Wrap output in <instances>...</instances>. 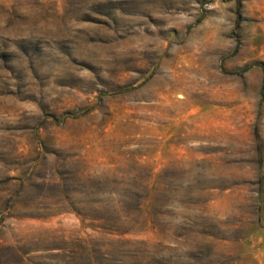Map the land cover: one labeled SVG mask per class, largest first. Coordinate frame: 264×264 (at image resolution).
Segmentation results:
<instances>
[{"label": "rangeland", "instance_id": "374dc122", "mask_svg": "<svg viewBox=\"0 0 264 264\" xmlns=\"http://www.w3.org/2000/svg\"><path fill=\"white\" fill-rule=\"evenodd\" d=\"M0 264H264V0H0Z\"/></svg>", "mask_w": 264, "mask_h": 264}]
</instances>
